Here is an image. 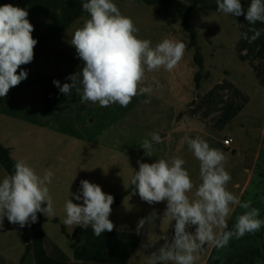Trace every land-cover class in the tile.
I'll return each instance as SVG.
<instances>
[{"label":"clouds","instance_id":"obj_1","mask_svg":"<svg viewBox=\"0 0 264 264\" xmlns=\"http://www.w3.org/2000/svg\"><path fill=\"white\" fill-rule=\"evenodd\" d=\"M82 9L90 18L83 27L75 30L71 44L75 47L84 67L67 79L71 83L62 86L58 80L53 84L61 93L68 95L76 89L81 92V102L99 103L108 107L118 103L126 107L137 95L153 92L151 85L142 87L145 73L163 68L172 71L181 61L186 44L172 38H165L155 46L148 39L139 38V29L133 20L123 15L113 0H86ZM217 12L224 15L245 16L250 27L242 33L243 39L255 42L261 31L254 27L259 21L264 23V0H250L244 11L241 0H217ZM28 11L12 4L0 6V97H6L9 90L27 78L28 73L20 70L21 65L32 62L37 40L33 38L34 26L28 20ZM248 33H252L249 35ZM157 87L159 82L155 81ZM145 100L144 103H149ZM162 142L157 132H149L141 142L145 155L151 157L153 144ZM200 162V183L195 186L185 160L173 156L157 159L154 163L138 161L139 170L134 171L131 185L135 186L141 200L149 205L166 202L164 218L175 221L174 235L169 243H164L157 251L149 254L148 264H196L198 255L205 245L223 248L233 238L258 231L264 220L259 219L260 210L252 206V201H242L239 196L227 190L231 175L226 171V157L217 148L200 138L185 136L182 143ZM54 173L49 169L43 176L23 160L14 164V172L0 179V226L3 220L19 224L21 228L29 221H37V213L45 216L54 212L53 200L48 185ZM81 192L72 194L82 204L65 202L64 224L81 228L91 227L95 236L111 232L113 222L109 219L114 197L106 194L101 186L82 180ZM46 204V207H42ZM245 211L238 215L231 230L227 219L234 207ZM157 214L151 213L140 219L137 234L145 224L154 225ZM195 227L194 232L187 229ZM148 247V245H144Z\"/></svg>","mask_w":264,"mask_h":264},{"label":"rangeland","instance_id":"obj_2","mask_svg":"<svg viewBox=\"0 0 264 264\" xmlns=\"http://www.w3.org/2000/svg\"><path fill=\"white\" fill-rule=\"evenodd\" d=\"M194 1V0H184ZM120 12L130 17L135 26L139 29L137 33L139 38L148 39L155 46L162 41L168 33L177 35L188 47L191 55L195 53V47L201 49L202 55L211 60L212 54H216L221 61H228L232 56V50L227 48H216L208 45L202 37L196 42L192 41L190 35L183 29L181 20L171 8L162 6H150L142 0H113ZM56 2L52 0H42L36 2V7L19 0H0V6L12 4L28 11V20L34 28L50 29L52 13L48 10ZM24 7H22V5ZM192 25L194 28L199 23H204L200 28L204 29L203 34L207 35L209 26L208 21L213 20L211 28L217 29L220 35L227 43L230 41V32L232 28H238L234 25L231 18L223 20L210 12L194 10L191 13ZM90 18L89 14L81 20L76 21L72 27L55 37L52 46L69 56L78 57L75 47L71 44V38L75 30L83 27L86 20ZM264 34V23L257 22ZM48 29V30H49ZM213 64V73L221 74V68H218L215 61ZM49 69V70H48ZM40 72H39V71ZM38 73L44 75L46 83L54 81L51 75V69L44 66L39 67ZM35 73V70H34ZM30 73L29 75H34ZM29 75L27 78L30 79ZM42 77V76H41ZM40 89H44L46 84L38 80L33 82ZM25 85H30L29 82ZM81 93L73 89L65 101L66 109L64 112L56 113L54 116H47L44 108L35 109L33 112H19L15 115L28 121H33L38 125L48 126L49 129H40L39 127L20 124L11 119L0 115V140L6 147L9 141H16L15 151L12 152L13 158L23 160L29 166L35 169L38 175L43 176L46 170L54 173L52 182L48 185L50 195L53 200L54 212L51 215L44 216L49 218L46 226H43L49 234L54 235L62 247L71 249V241L67 235H73L74 229L64 224L66 218L65 202L71 199L73 203L82 204V199L77 201L72 194L81 192L82 180H88L101 186L106 194H111L114 200L131 188V177L134 171L139 170V164L130 156L139 158L144 163H154L157 159H168L178 156L185 160V169L189 172L194 182L193 192L189 193L194 197L195 186L200 183L199 171L200 162L190 161L188 157L193 154L188 146H184L177 137L162 139L160 143L153 144L152 156H146L144 150L140 147L141 142L146 138L149 132H153L150 127H139L137 123V114L130 109L107 113L102 120L96 115L86 114L82 111ZM9 96H7L8 98ZM14 100L13 97L9 98ZM54 105L62 103V99L54 96ZM6 97H0V108L5 110ZM149 124L151 122H148ZM146 123V124H148ZM8 173L0 165V179L7 176ZM231 180L227 188H231ZM234 195L235 191L231 190ZM42 204V207H46ZM166 202L154 203L149 205L141 200L138 192L134 191L126 196L121 205L114 208L112 216L109 218L114 229L111 232L102 233L99 237L95 236L91 227L83 234L81 247L72 251L76 257H83L89 261L104 260L108 262L119 261L123 264H148L149 254L157 251L164 243L163 237L167 236L169 243L174 235L175 221L171 218H164L166 211ZM155 212L157 218L154 225L145 224L140 233L137 234L136 228L138 221L148 217ZM60 220L59 223L54 222ZM30 224L21 228L19 224H12L4 218L0 226V255L7 260H20L25 254V242L23 233L26 230L30 232ZM194 232L191 226L187 229ZM148 245V247H144ZM211 246L205 245V250L199 253V257L205 258L207 250ZM33 258L31 255L30 259ZM87 264V263H86ZM93 264V263H88ZM108 264V263H107ZM171 264V262H168ZM197 264V261H196Z\"/></svg>","mask_w":264,"mask_h":264},{"label":"crops","instance_id":"obj_3","mask_svg":"<svg viewBox=\"0 0 264 264\" xmlns=\"http://www.w3.org/2000/svg\"><path fill=\"white\" fill-rule=\"evenodd\" d=\"M19 1L24 3L31 1V4L36 7V2L42 0ZM52 1L56 3L49 8V14L59 10L68 0ZM185 3L190 5L193 1H186ZM249 4L250 2L245 3L246 8ZM21 5L24 7L23 4ZM196 10L218 15L216 20L222 18L227 21L231 18L234 25L238 27L232 28L230 41L227 43L217 34L216 28H211L214 24L210 23L217 21H208L207 35H204V29L200 28L204 23L197 25L198 38L202 37L210 46L232 50V56L228 58L227 62L219 60L216 54H212L211 60L203 56L204 73L208 75V78L201 81L198 89L195 85V75L198 68L194 62V55H191L192 53L186 46L183 58L172 71L169 72L163 68L153 72L146 71L141 86L151 85L153 92L150 96L148 94L137 95L126 107H122L118 103L101 107L98 102H83L81 103L82 111L86 114L96 115L102 120L107 113L115 112L114 110L130 109L132 113L137 114V123H141L139 127L152 128L153 132L159 133L162 139L174 136L182 141L183 137L188 136L206 140L210 147L220 149L226 157L224 167L231 175V188H227V190L235 191V194L242 201L251 200L252 206L260 210L258 218L264 220V58L258 56L259 46L256 41L249 43L243 39L242 33L248 28L241 24L239 17L217 12V0H199V7ZM50 25L52 26L53 23L51 22ZM48 29L34 28L32 36L37 40V43L41 35ZM258 29L262 30L259 25ZM248 34L252 35V33ZM165 38L183 42L172 32L168 33ZM213 60L218 68H221V74L213 73V63L211 62ZM41 66L50 68V77H53V80H58L62 86L64 83H71L67 78L80 72L84 64H68L57 57L46 56L36 64L21 65L18 73L20 70L26 71L28 75L34 73V70L35 73L29 75L30 79L26 78L18 86L9 90L7 94L9 97L6 96L5 110L0 108V115L20 124L49 129L48 126L38 125L15 115L16 112H33L35 109L44 108V89H40L36 84L32 85L37 79L43 81L46 88L52 92L53 103L54 96L61 99L63 97V104L69 97V94L61 93L53 81L46 83L45 76L37 72ZM153 78L159 82V87ZM28 82L30 85H25ZM11 97L14 100L9 99ZM145 100L150 102L144 103ZM228 138L233 140L229 148L224 145V141ZM0 144L3 145V141L0 140ZM15 144L16 141L14 143L9 141L6 147L13 152L15 151ZM183 145L188 146L186 142ZM130 157L136 163L141 162L139 158ZM188 159L192 162L197 160L193 154ZM244 211L238 206L234 207L227 219L229 230L236 223L237 216ZM41 214L43 215V213ZM46 219L48 223L49 218ZM59 222L60 220H58ZM86 232L87 229L83 234ZM44 233V249L49 257L58 262L123 264L119 261H89L71 254V250L75 251L81 247L84 241L82 240L83 234L80 236L76 248L68 250L62 247L54 235L49 234L45 228ZM205 253V258L198 256L197 264H264V224L255 233H246L240 238L233 237L226 247L211 246ZM31 255H28L24 264H35L34 259H30ZM0 264H19V260H7L0 255Z\"/></svg>","mask_w":264,"mask_h":264},{"label":"trees","instance_id":"obj_4","mask_svg":"<svg viewBox=\"0 0 264 264\" xmlns=\"http://www.w3.org/2000/svg\"><path fill=\"white\" fill-rule=\"evenodd\" d=\"M145 4L150 6H162L168 7L176 11L178 14L183 29L190 35L191 40L194 42L199 37V32L196 28H194L191 24V13L198 9L199 0H194L192 4H187L184 0H142ZM86 2V0H68L67 3L62 6L59 10L54 11L52 13V27L43 33L39 38L37 45L34 47V58L31 64H36L41 58L49 56V57H57L65 63L68 64H77L83 65L84 62L79 57L69 56L67 53L60 51L52 46V41L58 35L68 31L72 25L85 17L88 13L82 9V3ZM250 2V0H241L242 7L246 12L247 8L245 3ZM239 20L241 24L249 28L250 25L247 23L245 16H239ZM255 28L258 29V24L254 25ZM257 45L259 46L258 56L259 58H264V34L261 33L259 39L256 40ZM194 62L198 68V71L195 75V85L198 89L200 83L203 79L208 78V75L204 73V57L201 53V49L199 47H195L194 53ZM51 91H49L46 87H44V113L47 116H51L57 112H61L66 109V106L63 105V102L54 105L51 98ZM62 101L64 98L62 97ZM16 160L12 157L11 149L0 144V165L5 169L8 175L14 172V164ZM135 189V186H131V188L124 194L119 195L112 204V212L115 207L121 205L124 198L130 195ZM112 212L109 218L112 216ZM47 222V219L41 214L37 213V221L35 223L30 224V232L26 230L23 233V240L25 242V254L20 260L19 264H24L26 258L29 254L33 255L35 264H81V263H62L58 262L51 257H49L44 249V238L45 233L43 230L44 224ZM54 222L58 223V220L55 219ZM194 229L195 227L192 226ZM87 228H81L80 226L74 229L73 235L67 234L65 229L63 233H65L68 239L71 241V248L75 249L79 244L80 236L85 232ZM205 250V246L203 251Z\"/></svg>","mask_w":264,"mask_h":264},{"label":"built area","instance_id":"obj_5","mask_svg":"<svg viewBox=\"0 0 264 264\" xmlns=\"http://www.w3.org/2000/svg\"><path fill=\"white\" fill-rule=\"evenodd\" d=\"M232 142H233V140L228 138L224 141V145L229 148L231 146Z\"/></svg>","mask_w":264,"mask_h":264}]
</instances>
